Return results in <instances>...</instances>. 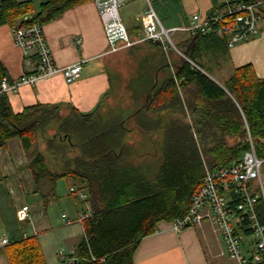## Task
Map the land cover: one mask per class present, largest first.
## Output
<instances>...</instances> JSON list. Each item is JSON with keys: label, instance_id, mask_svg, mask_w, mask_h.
Segmentation results:
<instances>
[{"label": "trees", "instance_id": "trees-1", "mask_svg": "<svg viewBox=\"0 0 264 264\" xmlns=\"http://www.w3.org/2000/svg\"><path fill=\"white\" fill-rule=\"evenodd\" d=\"M93 1L46 0L35 8L30 2L1 0L0 26H42ZM27 15L31 19L25 21ZM195 47L185 54L203 69L193 56ZM144 64L129 87L138 89L134 99L138 95L144 100L138 116L141 131L156 139L142 137L137 145L128 142L115 122L97 126L96 113L82 115L72 109L59 116L58 107L43 104L15 113L0 88V149L13 138H19L25 149L44 141L48 160L41 152L36 154L35 179L72 178L88 192L90 216L83 222L85 238L77 264H132L139 240L153 234L158 222L186 215L206 171L239 162L250 141L257 156H264V79L257 78L250 65L235 69L219 86L182 58L170 62L173 73L165 64L163 78L150 73L149 62ZM4 78L9 79L0 63V84ZM127 111L119 108L112 113L123 117ZM72 147L76 154L71 153ZM48 162L60 170L51 171ZM231 201L233 205L235 200ZM260 202L255 211L264 223ZM12 246L11 264H43L33 238Z\"/></svg>", "mask_w": 264, "mask_h": 264}, {"label": "crops", "instance_id": "crops-1", "mask_svg": "<svg viewBox=\"0 0 264 264\" xmlns=\"http://www.w3.org/2000/svg\"><path fill=\"white\" fill-rule=\"evenodd\" d=\"M15 1L30 2L38 8L46 0ZM95 1L65 11L54 21L42 25L54 64L65 67L82 62L79 78L67 83L61 75H56L43 78L34 85H23L17 92L6 94L15 113L37 104L58 107L59 116L67 115L72 109L82 115L96 113V123L107 126L115 122L121 127L120 132L124 133V137L127 136L128 142L137 145L138 142L132 137L134 135L141 139L147 137V141L155 140L156 136L141 131L138 116L144 100H139L138 95L134 99L138 89L133 87L130 90L129 81L124 90L130 102L122 106L129 110L127 115L113 116L112 111L121 108L119 106L107 111L109 98L114 97L119 88L115 79L119 76V70H113V58L132 56L136 66L131 78L142 71V66L145 69L147 65L144 67V62H149L150 73L156 78H163L167 71L165 64L169 65V72L173 73L170 62L177 63L182 58L219 86H223L235 69L246 65L253 68L257 78L264 79V10L258 34L247 42L229 47L228 36L219 28L209 34L194 37L186 32H177L172 35V41L178 52L173 49L164 52L158 51L152 43L138 42L142 38L141 17L149 7L165 29L185 28L194 16L203 18L222 10L226 0H116L123 30L112 21L107 24L103 22ZM15 27L0 26V63L10 80L33 74L38 64L34 51L25 53L14 44ZM178 44L184 47L185 52H190L195 45L196 53L193 56L203 69L195 65L179 49ZM103 110L108 113L101 114ZM40 152L47 158V150L43 152L37 146L25 149L19 138L7 141L0 149V264H11L12 243L28 238L38 243L43 264H77L79 246L85 238L83 223L69 224L66 221H75L83 210H90L88 199L84 203L78 194L81 192L88 196V192L72 178H66L70 179L68 185L61 184L60 180L51 182L48 178L36 180L32 171L35 167L33 160ZM48 168L56 172L60 170L56 165L48 164ZM71 188L76 189V192H71ZM250 190L254 195H259L257 200L261 201L264 214V168L260 180L250 184ZM24 206L28 207L27 216L20 219L17 213ZM234 225L241 236L243 252L249 256L255 250L256 239L236 220ZM3 237H7L8 244L1 245ZM132 264L237 263L229 257L220 233L207 217L200 225L188 227L181 232L172 229V222H158L153 234L139 240L132 255Z\"/></svg>", "mask_w": 264, "mask_h": 264}, {"label": "built area", "instance_id": "built-area-1", "mask_svg": "<svg viewBox=\"0 0 264 264\" xmlns=\"http://www.w3.org/2000/svg\"><path fill=\"white\" fill-rule=\"evenodd\" d=\"M225 3L222 10L212 12L203 18L194 16L187 27L173 29H165L155 12L149 7L141 17L142 38L138 42L157 44L164 52L170 49L178 52L172 41V35L177 32H186L194 37L209 34L215 28H219L228 36L229 47L247 42L256 36L262 21L264 0H226ZM95 5L100 10L105 24L112 21L123 30L116 0H96ZM13 41L25 53L34 51L38 64L31 75H23L16 80L4 78L0 84L1 92L5 94L17 92L23 85H34L43 78L56 75H61L67 83H72L79 78L83 67L82 62L65 67H57L54 64L41 25L15 27ZM262 168H264V156H257L254 145L250 141L249 149L239 162L215 171H206L204 182L194 194L188 212L184 217L172 221V229L175 232H181L188 227L200 225L208 217L212 220L216 231L220 233L232 260L237 264H264V225L259 222L255 211L259 195H254L250 190V184L260 180ZM71 192H76V189L71 188ZM78 194L82 202H87V194L81 192ZM231 194L233 196H230ZM260 196L263 197L262 192ZM231 200H235L233 207ZM27 211L28 207L24 206L18 211V218H26ZM89 216L90 212L86 209L77 220L68 219L66 223H83ZM235 220L239 225L245 226L256 239L255 250L249 256L243 252L241 236L234 225ZM6 244L8 239L3 237L1 245Z\"/></svg>", "mask_w": 264, "mask_h": 264}, {"label": "rangeland", "instance_id": "rangeland-1", "mask_svg": "<svg viewBox=\"0 0 264 264\" xmlns=\"http://www.w3.org/2000/svg\"><path fill=\"white\" fill-rule=\"evenodd\" d=\"M117 9H118V13H119V8L117 7ZM117 65H118V67H117ZM111 66H112L114 71H116V68L119 70V72H118L119 76L115 77L116 83L119 84V88L116 91V95L114 97L109 98V100H108V109H107L108 112L112 111L114 108H116L118 106L123 108L124 106L129 104L130 100L128 99V95L126 94V91L124 90V88H126L128 81H130V78L132 76V74H131L132 70L136 66V61L133 60L132 56L130 57V55H129V57H126L124 59H121V58L119 59L118 57H115L111 61ZM107 111L103 110L101 112V114H106ZM62 116H64V114ZM101 119L105 120V118H101ZM99 125L100 124H97V126H99ZM48 136L51 137L52 133H49ZM59 137H61V136L59 135ZM132 137L134 138V141H136V142H140L142 140L141 137H138L137 135H134ZM38 148H40V150H43V152L46 151V144L44 143V141H40ZM70 151L72 154L77 153V150L74 147H72ZM51 159H52V157H51ZM46 160H48V158ZM48 164H49V162H48ZM59 180H60V183L63 185H68V183L70 181V179H66V178H62Z\"/></svg>", "mask_w": 264, "mask_h": 264}, {"label": "water", "instance_id": "water-1", "mask_svg": "<svg viewBox=\"0 0 264 264\" xmlns=\"http://www.w3.org/2000/svg\"><path fill=\"white\" fill-rule=\"evenodd\" d=\"M31 19V16L28 15V16H25V20H30Z\"/></svg>", "mask_w": 264, "mask_h": 264}, {"label": "bare ground", "instance_id": "bare-ground-1", "mask_svg": "<svg viewBox=\"0 0 264 264\" xmlns=\"http://www.w3.org/2000/svg\"><path fill=\"white\" fill-rule=\"evenodd\" d=\"M16 21V20H15ZM186 39V38H185ZM59 134V133H58ZM145 154V153H144Z\"/></svg>", "mask_w": 264, "mask_h": 264}]
</instances>
